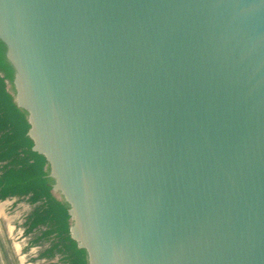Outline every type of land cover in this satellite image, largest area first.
Returning <instances> with one entry per match:
<instances>
[{
  "label": "water",
  "instance_id": "95a60500",
  "mask_svg": "<svg viewBox=\"0 0 264 264\" xmlns=\"http://www.w3.org/2000/svg\"><path fill=\"white\" fill-rule=\"evenodd\" d=\"M0 40L88 264H264V0H0Z\"/></svg>",
  "mask_w": 264,
  "mask_h": 264
},
{
  "label": "trees",
  "instance_id": "16d2710c",
  "mask_svg": "<svg viewBox=\"0 0 264 264\" xmlns=\"http://www.w3.org/2000/svg\"><path fill=\"white\" fill-rule=\"evenodd\" d=\"M13 77L14 68L0 40V199L23 196L34 204L25 224L27 232H36L26 248L49 243L40 256L60 253L64 264H88L86 250L70 236L68 204L52 192L54 179L47 160L31 149L27 112L16 104L7 87Z\"/></svg>",
  "mask_w": 264,
  "mask_h": 264
},
{
  "label": "rangeland",
  "instance_id": "374dc122",
  "mask_svg": "<svg viewBox=\"0 0 264 264\" xmlns=\"http://www.w3.org/2000/svg\"><path fill=\"white\" fill-rule=\"evenodd\" d=\"M6 199H7L6 204H7L8 211L11 210L13 212L16 207H20L22 209V213L16 216L17 218L15 220V229H14L15 231H14L13 237L15 241L21 244L23 248V253L21 254L23 258L26 260V263L27 264H38V262H40L39 264H64L62 255L60 253H56L52 257H48V256H40V258L36 257L37 255L41 253V251L45 249V247L49 243H46L43 246H38L34 248H30L29 246V248H27V250L25 251V247L28 246L29 239L31 238L33 233L36 232V230H33L30 233L26 231L27 225L25 224V221L30 212L26 214L25 210L26 211L27 210L29 211L30 209L32 210L34 204H32L28 200V197H23V196H12ZM23 204L27 205L28 208L25 209V205Z\"/></svg>",
  "mask_w": 264,
  "mask_h": 264
},
{
  "label": "crops",
  "instance_id": "0c3cea01",
  "mask_svg": "<svg viewBox=\"0 0 264 264\" xmlns=\"http://www.w3.org/2000/svg\"><path fill=\"white\" fill-rule=\"evenodd\" d=\"M6 201L7 199H0V264H27L21 254L23 253L21 244L13 237L16 216L22 213V209L16 207L13 212L8 211ZM27 208L28 206L25 205V209ZM30 211L31 209L25 210V213Z\"/></svg>",
  "mask_w": 264,
  "mask_h": 264
},
{
  "label": "built area",
  "instance_id": "2783aa9c",
  "mask_svg": "<svg viewBox=\"0 0 264 264\" xmlns=\"http://www.w3.org/2000/svg\"><path fill=\"white\" fill-rule=\"evenodd\" d=\"M38 246H41V245H32V246H30V248H34V247H38ZM37 258H40V254L39 255H37L36 256ZM40 262H38V264H39Z\"/></svg>",
  "mask_w": 264,
  "mask_h": 264
}]
</instances>
